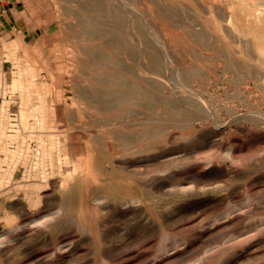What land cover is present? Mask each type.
Here are the masks:
<instances>
[{
	"label": "rangeland",
	"instance_id": "374dc122",
	"mask_svg": "<svg viewBox=\"0 0 264 264\" xmlns=\"http://www.w3.org/2000/svg\"><path fill=\"white\" fill-rule=\"evenodd\" d=\"M2 1L0 264H264V0Z\"/></svg>",
	"mask_w": 264,
	"mask_h": 264
},
{
	"label": "crops",
	"instance_id": "0c3cea01",
	"mask_svg": "<svg viewBox=\"0 0 264 264\" xmlns=\"http://www.w3.org/2000/svg\"><path fill=\"white\" fill-rule=\"evenodd\" d=\"M4 6H3V1L0 0V11H3ZM1 18V17H0ZM0 31H1V23H0Z\"/></svg>",
	"mask_w": 264,
	"mask_h": 264
},
{
	"label": "bare ground",
	"instance_id": "6f19581e",
	"mask_svg": "<svg viewBox=\"0 0 264 264\" xmlns=\"http://www.w3.org/2000/svg\"><path fill=\"white\" fill-rule=\"evenodd\" d=\"M103 105V104H102Z\"/></svg>",
	"mask_w": 264,
	"mask_h": 264
}]
</instances>
